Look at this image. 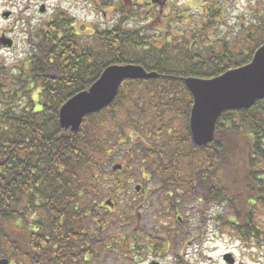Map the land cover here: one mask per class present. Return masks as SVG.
<instances>
[{"label": "trees", "instance_id": "16d2710c", "mask_svg": "<svg viewBox=\"0 0 264 264\" xmlns=\"http://www.w3.org/2000/svg\"><path fill=\"white\" fill-rule=\"evenodd\" d=\"M257 17L261 26L221 32L216 40L207 35L206 18L195 19L159 45L149 39L154 31L121 24L87 37L57 29L63 22L39 30L25 79L0 83V258L83 264L79 241L87 236L94 255L103 245L99 225L109 222L103 205L133 183L128 165L113 169L125 142L137 148L122 157L167 192V214L179 211L183 200L211 201L222 207L223 225L258 237L264 231L255 228V212L264 214V99L225 111L213 141L199 146L190 131L193 95L185 80L248 63L264 43V17ZM127 63L159 76L124 80L114 101L86 116L77 131L61 126L59 112L69 98L109 65Z\"/></svg>", "mask_w": 264, "mask_h": 264}, {"label": "rangeland", "instance_id": "374dc122", "mask_svg": "<svg viewBox=\"0 0 264 264\" xmlns=\"http://www.w3.org/2000/svg\"><path fill=\"white\" fill-rule=\"evenodd\" d=\"M60 1V0H58ZM65 6H70V3H74L75 0H62ZM263 0H218L214 2L216 5H222L224 7V18L226 19L225 25L215 24L208 27V32L211 34H220L221 32H230L234 30L238 25L249 23L251 19H255L257 16L256 12L259 11L263 6H259ZM173 11L179 10L185 11L194 9L192 14H200V8L203 7V3L198 0H172ZM171 2V4H172ZM51 7H55L57 0H48ZM31 4V3H30ZM29 4V6H30ZM212 3H208L210 5ZM37 4L32 3L31 7L36 9ZM29 17L33 20L32 24L28 26L29 38H28V53L30 50V38L33 36V40L36 38L39 27H37V21L45 19L38 14L33 15V11L29 8ZM35 12V11H34ZM71 12L75 13L79 17L86 16L85 11L79 6H73ZM31 15V16H30ZM33 15V16H32ZM108 21L104 20L105 23L114 24L118 18L117 14H109ZM149 12L145 13V16H134L132 20L125 19V23H128L130 27L137 28V26L146 27V33L151 34L149 30L150 20H154L155 14H151L150 18H147ZM179 16H176L178 18ZM90 20L95 18V15L90 13L88 16ZM158 19V18H157ZM182 19V18H181ZM178 22V21H175ZM173 24L170 30H179L183 26L182 24ZM152 26V25H151ZM164 26V25H162ZM38 29L37 31H34ZM216 35V36H217ZM237 37V36H236ZM152 38V37H150ZM36 98V96H34ZM25 99L24 101H26ZM37 108L39 105H36ZM136 142H125L119 149L117 156V163L127 164L129 167V174L133 178V183L128 186L127 189H121L119 187V195L112 198L113 205L106 206L101 209L103 213H106L109 218V223H106L104 229L105 243L109 246L100 249L99 254L103 255L93 261L92 264H119V251L117 250L118 236L119 240H124V257L123 261L126 264H131L132 250V239L131 233L135 230L138 224L142 227L143 233H163V230L156 231L158 228L165 227V219L167 218V224L176 223L175 213L174 215H166V200L167 192H162V185L159 181L150 177L139 175L136 172L134 164L130 163L127 158L122 157L124 152L129 149L137 148ZM147 147H149L147 145ZM137 175V176H136ZM136 177V178H135ZM141 184L143 189L142 194H138L135 190V185ZM198 192V191H197ZM198 195V194H195ZM196 198H190L189 200H183L179 204L180 209L177 211L178 215L184 217L186 220V233L181 241L178 243L179 258H170L169 263L179 261V264H229L225 257L230 253L235 259V264H264V231L258 237L243 236L239 233L237 228L230 225H223V220L217 217H212V212L221 211L216 210L217 206L212 209H205L204 204L211 201H196ZM208 203V206L209 204ZM104 206V205H103ZM178 206V207H179ZM258 209L255 213H258L256 222L258 226H255L256 230H264V214L259 212ZM232 218V215H229ZM228 216V217H229ZM170 219H173L172 221ZM210 220V221H209ZM161 223V224H160ZM2 258V257H1ZM10 258V257H7ZM11 260V259H10ZM16 264V263H15Z\"/></svg>", "mask_w": 264, "mask_h": 264}, {"label": "flooded vegetation", "instance_id": "af4514ba", "mask_svg": "<svg viewBox=\"0 0 264 264\" xmlns=\"http://www.w3.org/2000/svg\"><path fill=\"white\" fill-rule=\"evenodd\" d=\"M172 0H75L70 6H65L62 0L58 1L55 7L48 3V0H0V83L21 75L26 77L28 67V26L33 20L29 17V8L32 9L33 15L36 13L45 19L42 22L37 21L39 30L47 29L52 24L63 22L57 29L68 27L78 34L87 37V34L95 33L101 28L108 27L109 14H128L127 16L138 14L144 16L146 12L149 15L155 14V17L162 20L163 16H168L171 9ZM205 4L209 0H204ZM216 0H210L213 2ZM37 4L36 9L32 3ZM31 3V4H30ZM30 4V6H29ZM73 6H79L85 11L86 16L79 17L71 12ZM44 8V11L42 10ZM35 11V12H34ZM90 13L95 15L93 20L88 16ZM130 14V15H129ZM32 15V16H33ZM31 16V15H30ZM35 29L34 31H37ZM36 33V37L39 34ZM30 40V50L34 47L33 36ZM29 50V51H30ZM1 88V87H0ZM210 207L212 205H205ZM214 206V204H213ZM171 221L173 219H170ZM186 220L177 218L176 223L167 224L165 227L158 228L156 231L163 230V233H143V229L138 224L131 233L132 250L131 264H179L180 262L169 263L170 258H179L178 248L182 237L186 233ZM117 241V250L119 251V264H126L124 257V240ZM80 240L85 259L83 264H91V241L90 236Z\"/></svg>", "mask_w": 264, "mask_h": 264}, {"label": "water", "instance_id": "95a60500", "mask_svg": "<svg viewBox=\"0 0 264 264\" xmlns=\"http://www.w3.org/2000/svg\"><path fill=\"white\" fill-rule=\"evenodd\" d=\"M157 76V72H147L141 65H110L88 90L66 101L60 109L61 126L77 131L85 116L103 109L115 99L124 79ZM186 83L194 98L190 117L193 140L197 145H207L213 140L218 119L224 111L249 108L264 98V45L244 66L211 79L190 78ZM115 168L119 169L121 165ZM0 264H10V261L0 259Z\"/></svg>", "mask_w": 264, "mask_h": 264}]
</instances>
